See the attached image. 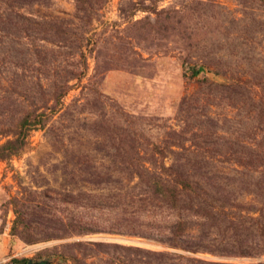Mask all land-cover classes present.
<instances>
[{
  "label": "rangeland",
  "instance_id": "obj_1",
  "mask_svg": "<svg viewBox=\"0 0 264 264\" xmlns=\"http://www.w3.org/2000/svg\"><path fill=\"white\" fill-rule=\"evenodd\" d=\"M0 17V264H157L115 244L264 264L142 236L186 212L133 172L196 169L264 216V0H0Z\"/></svg>",
  "mask_w": 264,
  "mask_h": 264
},
{
  "label": "trees",
  "instance_id": "obj_2",
  "mask_svg": "<svg viewBox=\"0 0 264 264\" xmlns=\"http://www.w3.org/2000/svg\"><path fill=\"white\" fill-rule=\"evenodd\" d=\"M2 20L4 19L0 17V22ZM237 85L239 88L241 85L240 80H238ZM27 121L26 117L23 122ZM8 143H11V141H8ZM14 152L9 150L6 153H1L0 157L5 158ZM163 170L165 177L150 171L146 167L144 169H134L133 172L138 176L147 175V178H152L153 181L149 180L147 183L150 195L163 203L169 210H177L179 213L186 212L185 219L174 220L171 223L167 219H155L154 228L156 227V231L141 233L142 236L193 252L199 250L221 253L237 252L241 256H260L264 254L263 214L260 213L256 216L242 212L234 214L230 211L231 209L227 210L228 205L222 200L221 195L214 197L215 195L204 192L200 183L203 178L195 179L198 175L196 169H190L189 171L188 169L175 167L172 164L169 167L163 166ZM192 218L196 220L190 222ZM206 221H210L212 226L222 223L225 228H231L232 233L227 236L223 233V236L220 235L222 237L218 239V233H212L209 230L210 228L208 229L209 224ZM71 224L84 227V231H93L88 228L89 225L86 222L81 220H74ZM114 246L136 253H145L149 257V261L153 260L157 264H163L164 257L170 255V253L148 251L140 247L118 244ZM151 257H155V259ZM169 258L171 259L170 256ZM190 261L192 263L196 261L197 264H225L202 259H191Z\"/></svg>",
  "mask_w": 264,
  "mask_h": 264
},
{
  "label": "water",
  "instance_id": "obj_3",
  "mask_svg": "<svg viewBox=\"0 0 264 264\" xmlns=\"http://www.w3.org/2000/svg\"><path fill=\"white\" fill-rule=\"evenodd\" d=\"M27 264H33L32 261H28Z\"/></svg>",
  "mask_w": 264,
  "mask_h": 264
}]
</instances>
